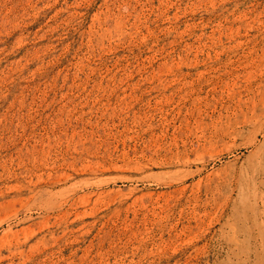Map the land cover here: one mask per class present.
I'll list each match as a JSON object with an SVG mask.
<instances>
[{
	"label": "rangeland",
	"instance_id": "1",
	"mask_svg": "<svg viewBox=\"0 0 264 264\" xmlns=\"http://www.w3.org/2000/svg\"><path fill=\"white\" fill-rule=\"evenodd\" d=\"M0 264H264V0H0Z\"/></svg>",
	"mask_w": 264,
	"mask_h": 264
}]
</instances>
